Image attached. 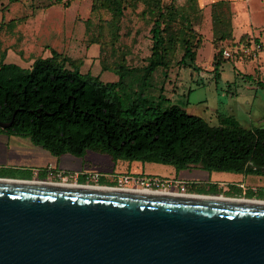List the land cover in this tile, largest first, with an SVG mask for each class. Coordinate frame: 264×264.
I'll return each mask as SVG.
<instances>
[{"label":"trees","instance_id":"1","mask_svg":"<svg viewBox=\"0 0 264 264\" xmlns=\"http://www.w3.org/2000/svg\"><path fill=\"white\" fill-rule=\"evenodd\" d=\"M187 2L177 8L161 0H94L111 14L112 22L119 20L126 7L138 3L151 18V48L145 66L130 67L124 59L121 63L100 61L102 71L116 76L114 82L104 83L84 73L82 59L54 50L48 57L35 58L25 69L5 63L2 55L0 122L11 124L0 131L28 137L54 156L80 158L91 151L113 161L170 166L176 173L201 169L260 174L264 127L245 128L233 116L221 113L216 114L217 125L211 126L179 105H166L163 88L155 90L156 73L163 71L166 76L174 63L200 72L196 65L200 41L195 39L193 21L202 8L197 0ZM210 14L218 52L209 73L217 82L222 65L229 60L222 55L220 43L233 40L230 2L210 4ZM239 42L247 45V35ZM99 44L93 43L101 53ZM178 50L180 56L175 59ZM257 86L264 89V83ZM195 189L204 190L202 184H191L190 190Z\"/></svg>","mask_w":264,"mask_h":264},{"label":"rangeland","instance_id":"2","mask_svg":"<svg viewBox=\"0 0 264 264\" xmlns=\"http://www.w3.org/2000/svg\"><path fill=\"white\" fill-rule=\"evenodd\" d=\"M161 3L182 8L188 2L161 0ZM143 10L142 3L126 7L119 20L112 22L111 14L94 0H0V57H5V63L25 69L35 58L48 57L54 50L82 59L84 73L90 72L104 83L114 82L116 76L102 71L100 61L109 64L121 63L124 59L128 66L135 68L147 64L151 18L144 15ZM257 17L253 16L250 21L247 15L243 25H238L240 21L236 19L233 40L220 43L231 57L222 65L220 79L215 82L209 73L212 58L218 52L213 43L210 5L202 8L193 21L195 39L200 41L196 56L199 74L174 63L166 76L163 71L155 75V90L163 88L166 105H179L187 113L204 118L211 126L217 125L216 114L221 113L233 116L245 128L264 127V89L257 86L259 82L264 83V26L254 27V23H264V17ZM243 33L249 40L247 45L239 42ZM94 42L101 44V53ZM253 43H260L259 52H250ZM179 56L178 50L175 59ZM50 171L64 175L69 181L78 176L79 183L87 175L97 173L99 182L109 186L115 184L116 176L127 172L178 179L187 185L189 192H192L190 185L197 183L202 184L204 190L195 189L192 193L234 199L256 200L264 189L261 187L264 181L259 177L244 174L201 169L176 173L170 166L113 161L107 155L91 151L80 158L70 154L54 156L34 145L28 137L0 131V178L55 180L50 177Z\"/></svg>","mask_w":264,"mask_h":264},{"label":"water","instance_id":"3","mask_svg":"<svg viewBox=\"0 0 264 264\" xmlns=\"http://www.w3.org/2000/svg\"><path fill=\"white\" fill-rule=\"evenodd\" d=\"M53 184L0 178V264H264L257 200Z\"/></svg>","mask_w":264,"mask_h":264},{"label":"built area","instance_id":"4","mask_svg":"<svg viewBox=\"0 0 264 264\" xmlns=\"http://www.w3.org/2000/svg\"><path fill=\"white\" fill-rule=\"evenodd\" d=\"M260 50L261 45L259 43H254L251 46L250 52L256 53ZM222 54L225 58L231 57V53L228 50H223ZM49 175L50 177H55L56 179L46 180L43 182L196 195L192 192L187 191V185L184 184L181 180L162 178L158 176H149L144 174L135 175L128 172L123 173L115 177V184L111 186L101 184L99 182L100 174L97 173L87 175L84 181L81 183L77 182L78 176H74L73 179L69 181L64 175H61L59 173H53L52 171H50Z\"/></svg>","mask_w":264,"mask_h":264},{"label":"crops","instance_id":"5","mask_svg":"<svg viewBox=\"0 0 264 264\" xmlns=\"http://www.w3.org/2000/svg\"><path fill=\"white\" fill-rule=\"evenodd\" d=\"M199 3L201 4V8H205V6H208L216 1L220 0H198ZM224 1H229L231 5V10L233 13V18H232V25H233V33H234V22L237 23V20L240 21V24L238 25H243V21L247 15L250 21H252L253 16H258L257 19L263 18L264 14L263 9L261 6L264 4V0H224ZM256 5H259L260 8H255ZM263 15V16H262ZM237 19V20H236ZM264 26V23H254V27H262ZM245 34V33H243ZM241 34V36L243 35Z\"/></svg>","mask_w":264,"mask_h":264},{"label":"flooded vegetation","instance_id":"6","mask_svg":"<svg viewBox=\"0 0 264 264\" xmlns=\"http://www.w3.org/2000/svg\"><path fill=\"white\" fill-rule=\"evenodd\" d=\"M249 176L259 177L261 181H264V159H263V164L260 167V174H252V175H249ZM34 182L35 183H42V184H45V185H56V184H53V183L43 182L41 179L37 180V181H34ZM261 187H264V185L261 186ZM194 194H196V193H194ZM196 195H199V193L196 194ZM255 199L257 200L256 203H260V204L264 205V189H263V194H259L258 193V196Z\"/></svg>","mask_w":264,"mask_h":264}]
</instances>
